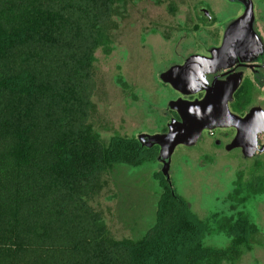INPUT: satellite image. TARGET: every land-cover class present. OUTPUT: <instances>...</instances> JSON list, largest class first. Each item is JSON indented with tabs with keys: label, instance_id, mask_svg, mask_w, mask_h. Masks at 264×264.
Segmentation results:
<instances>
[{
	"label": "trees",
	"instance_id": "1",
	"mask_svg": "<svg viewBox=\"0 0 264 264\" xmlns=\"http://www.w3.org/2000/svg\"><path fill=\"white\" fill-rule=\"evenodd\" d=\"M120 1L0 0V264H221L254 229L236 203L214 221L231 246H207L215 227L162 171L166 191L140 239H114L90 205L114 164L159 150L121 137L106 146L94 131V53Z\"/></svg>",
	"mask_w": 264,
	"mask_h": 264
},
{
	"label": "rangeland",
	"instance_id": "2",
	"mask_svg": "<svg viewBox=\"0 0 264 264\" xmlns=\"http://www.w3.org/2000/svg\"><path fill=\"white\" fill-rule=\"evenodd\" d=\"M252 1L256 27L264 40V0ZM201 7L209 11L210 22ZM243 12L242 3L229 0L120 1L115 29L94 53L98 83L92 98L94 131L101 141L108 146L115 137L133 140L141 133L166 132L174 117L167 107L178 94L160 80V74L190 54L220 44L224 26ZM233 136L232 130L217 128L213 134L205 130L195 145L177 146L170 185L199 220L215 227L212 231L218 228L214 221L230 214L237 203V211L247 216L254 229L239 244L238 258L221 264H264V190L250 188L256 176L264 174V155L258 163L237 148H224ZM216 139L223 146H216ZM158 154L154 147L143 150L134 163L114 164L104 175L101 192L89 200L114 239H140L155 223L166 191ZM204 241L226 249L233 237L216 231Z\"/></svg>",
	"mask_w": 264,
	"mask_h": 264
},
{
	"label": "water",
	"instance_id": "3",
	"mask_svg": "<svg viewBox=\"0 0 264 264\" xmlns=\"http://www.w3.org/2000/svg\"><path fill=\"white\" fill-rule=\"evenodd\" d=\"M244 5V12L224 26L221 44L209 48V56L193 54L183 64L173 65L160 74V80L183 95H192L204 90L201 99L179 98L169 102L179 118H171L167 131L157 134L141 133L138 141L145 147H159L158 161L162 174L170 181L172 155L179 145L193 146L203 131L216 128H236L237 133L227 149L241 147L246 157L257 150V134L264 131V110L253 107L244 117L230 110L229 103L241 82V74H233L224 81L215 79L211 85L207 73L230 68L236 61L250 62L264 57V40L256 28L252 0H229ZM206 16L210 13L204 8ZM264 150V147L260 149Z\"/></svg>",
	"mask_w": 264,
	"mask_h": 264
},
{
	"label": "flooded vegetation",
	"instance_id": "4",
	"mask_svg": "<svg viewBox=\"0 0 264 264\" xmlns=\"http://www.w3.org/2000/svg\"><path fill=\"white\" fill-rule=\"evenodd\" d=\"M203 9H204V7H201L200 10L203 11ZM205 17L208 19L209 22L212 20V17L210 14L208 16L205 15ZM220 44L214 45L213 47H217ZM193 54H190L189 56H191ZM195 54H199V55H203V56H209V48L205 49L202 53H195ZM187 58H185V60ZM258 58L259 59L254 60V61H250V62H245V61L239 60V61H236L235 64L233 66H231L230 68L218 69L215 73H212V74L207 73L206 74V80L208 82V85H211L215 79H217L219 81H224L229 76H231L233 74H237V73L241 74L240 85L233 94V100L229 103L230 110L240 117H244L253 107H261L264 110V108L262 107V102L264 101V57L263 58L258 57ZM185 60L180 64H183L185 62ZM180 64H175V65H180ZM166 85H167V83H166ZM173 90L178 94L177 99H179V98H183L186 100L201 99V98H203V96L205 94L204 90L198 91L197 93L192 94V95H183L180 92H178L177 90H175V89H173ZM259 96H260V100H258V102H256L257 98ZM174 100H176V99H174ZM231 105H233L232 107H234V111L231 109ZM167 108L169 110H171L174 114V117H171V118H175V116H176V118H179V116L175 110H172L169 107H167ZM216 129L210 131V133L213 134ZM224 129L225 130L226 129L232 130L234 133V136L237 133L236 128H221V131H223ZM234 136H233V138H234ZM233 138H232V140H233ZM230 142L225 143L224 148ZM215 145L218 147H221V145L223 146V142L219 139H216ZM262 147H264V131L257 134V150L255 151V154L251 157V159L258 160V163H259V161H262L260 159V156L264 155V150L263 151L260 150ZM236 148L239 152H241V153L243 152L241 147H236ZM257 167H258V165H257ZM258 178L260 179L259 183H258ZM255 179L256 180L254 181V185H255L254 187H259L258 184H260L261 185L260 189L263 191L264 190V183L262 181H264V174L256 176ZM262 184H263V187H262Z\"/></svg>",
	"mask_w": 264,
	"mask_h": 264
}]
</instances>
